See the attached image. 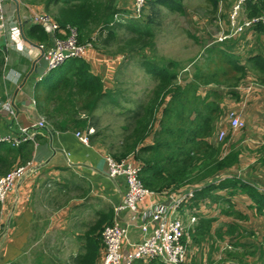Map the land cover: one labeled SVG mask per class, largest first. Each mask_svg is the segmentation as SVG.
Listing matches in <instances>:
<instances>
[{
	"label": "crops",
	"instance_id": "obj_1",
	"mask_svg": "<svg viewBox=\"0 0 264 264\" xmlns=\"http://www.w3.org/2000/svg\"><path fill=\"white\" fill-rule=\"evenodd\" d=\"M44 1L18 0L17 2H7L5 6L8 32L4 42L0 38V51L8 59V62L4 61L2 68H0V102L9 95L15 103L18 120L14 121L10 117H0V132L4 134H19L24 129L35 134L37 145L30 143L29 147L33 146L32 159L37 164L38 171L20 182L15 191L9 195L7 201L0 206V224L4 228L0 232V264H81L80 260L86 255L84 246L87 244V240L83 236L75 235L76 221H85L87 212L92 210H94L96 216H99L102 212L114 210L122 202L127 184L123 178L112 180L107 175L106 156L108 153L104 145L106 140L99 135L90 140L88 145H85L76 137V132L85 134V132L93 130L92 135L95 134L96 136L98 133L100 134L99 125L101 118L110 117L117 121L113 130L121 136H126L128 134L126 128L130 125L128 118L134 115L141 104L136 98H131L132 102H129L128 98L124 96L125 92L129 91L125 87L127 85L125 82H130L128 75L138 73V77L140 76V78L153 84L155 81L147 73L143 59L145 61L146 59L153 60L154 53L161 56L155 42L151 49L131 53L133 47H130L127 41L124 44L120 41L122 38L121 33L124 30L118 29V27L116 29L113 28L114 34L111 40L105 42L107 35H104L87 51L84 59L70 60L60 68V70H65L64 74L72 78L79 73L77 66L84 64L88 67V78L89 75L92 76L99 83L100 90L96 91L90 88L91 86H85L87 93L74 96V108L72 105L70 107L62 103L71 90L63 92L61 89L58 94V101L53 97L54 94L49 98L48 94L52 93V90H42V87L39 86L42 82L47 83L44 81V77L40 78L30 74L34 62L41 56L37 46L39 44H44L45 46L53 45L52 37L46 34L41 26L33 25L29 19L31 13L46 11ZM229 1L232 3L233 0ZM128 2L129 0L123 1L125 4ZM130 3L129 11L131 12L133 10V0ZM187 10L185 7L182 13L168 12L174 15L173 18L177 21L180 17L188 16ZM191 18L199 21V19L195 18V15H192ZM223 26L225 32H228L230 27L229 19ZM31 28L33 30H30ZM180 31L183 32L184 30L181 29ZM188 33L197 38V42L193 40L194 37L192 39L196 44L204 43L203 36L198 37L188 31L186 35ZM238 37L240 36L225 44L207 48L205 50L207 52L205 59L209 56V49L221 47L220 49L232 57L237 64L244 66L248 74V67H250L248 59L255 54H259V52L249 49L250 52L246 55L248 57L246 63L243 62L241 64L244 54L239 49L244 46L241 43V38ZM175 38H178V40H175L178 45L185 46L188 43L186 40H180L181 38L175 32H168V42H172L169 45H174L173 40ZM162 57L165 58L166 56L162 55ZM213 57L216 60L217 56L215 54ZM175 61L180 63L179 69L185 66H181L183 65L181 61ZM5 68L12 70V76L19 81L18 86L6 82L3 73ZM123 74L126 78H123ZM64 78L66 77L60 79L63 80ZM55 79L57 80L58 78ZM251 82L253 81L251 80ZM239 88L230 89L228 92L222 90L223 97L220 101V106L224 114L233 110L239 111L237 109H226L223 103L228 96L237 102L236 105H239L242 99ZM262 90H264V87ZM210 101H213V99H210ZM262 101V107L264 108V97ZM147 102L148 99L144 103L146 104ZM56 109H59V112L68 111L76 114L79 120L87 121V127L82 130L70 127L64 132L55 130L45 114L47 110L53 112L57 111ZM44 117L48 121V129H38L36 124L40 119H45ZM122 118H126L125 122L120 120ZM219 126H221V123ZM262 131L264 134V122ZM122 142L115 145L119 146ZM109 143H115V140H111ZM0 146L6 147L10 145L0 144ZM19 165H21V162L15 164L13 168ZM238 169L241 170L239 167L235 168V170ZM248 175L251 177V181L259 183L262 190L264 189V180L259 175L253 174V170L248 172ZM0 176L2 175L0 174ZM237 197L248 199V197L241 194ZM154 202L155 198L143 202L138 214L128 210L118 215L119 223L123 226H128V233L123 240V244L139 242L141 239L139 227L143 213ZM12 204L17 205L15 207L16 210H13ZM251 204L252 202L249 200L248 207L244 208V215L249 218L248 221L240 224L249 231L255 230L261 236L264 234V217H259L263 221L260 220V224H255L254 216L252 214L248 215ZM13 212H16L17 215L12 216L11 213ZM225 218L230 219L228 217ZM115 220L116 215L114 213ZM48 221H50V224ZM219 221L218 219L214 223V229L220 226L221 222L219 223ZM224 223H229V221ZM47 232L52 235L46 236L45 233ZM246 234L249 235L248 232ZM76 236L77 238H75ZM252 239L245 237L243 242L256 243ZM228 243H230L228 239L224 243L221 242L219 253L222 249H229ZM35 252L41 253V258H39V254L36 258ZM211 255L214 261H219L222 258V256H217V253L211 250L210 242L204 241L199 245L189 241V260L187 264H191L192 260L196 259L206 264L209 262ZM104 257L105 248L102 247L100 256L97 257L95 264H104ZM135 264L164 263L159 260H153L149 262L138 261ZM230 264L239 263L231 261Z\"/></svg>",
	"mask_w": 264,
	"mask_h": 264
},
{
	"label": "trees",
	"instance_id": "obj_2",
	"mask_svg": "<svg viewBox=\"0 0 264 264\" xmlns=\"http://www.w3.org/2000/svg\"><path fill=\"white\" fill-rule=\"evenodd\" d=\"M207 1L215 8L219 5V0ZM120 2L121 0H45L44 4L46 12L55 18L61 29L76 30L78 41L82 44L93 40L96 43L104 35H107L105 42H108L114 34L112 29L118 27L132 33V38L128 41V45L133 47L131 53L151 49L155 45L156 32L150 22L148 23V18L145 22H140L141 19H125L124 24H115L116 15L123 16L125 11L120 7ZM149 2L154 5L152 11L154 17L160 14V11L156 10L157 6L164 7L171 13H182L185 8L183 0ZM246 13L250 19L264 15V0L248 2ZM154 17L149 16V19ZM247 31L257 36V42L264 40V25H255L238 36ZM189 36L191 39L194 37L190 34ZM193 40L197 42V38L194 37ZM220 48L209 49V56L206 58L208 62H218L219 67L202 70L195 66L196 61H192L193 69L196 70L192 76L194 81L188 83L186 80L185 85L179 83V62L168 60L156 53L153 60L143 61L147 73L157 81V84L148 102L141 103L130 118V125L126 128L130 136H125L123 142L126 146L121 149L116 160L120 161L133 153V163L141 168L140 179L143 185L159 195L187 187L202 186L187 205L201 212L198 215V225L188 230L184 243L189 240L199 245L204 241L210 242L211 250L216 253L220 251L221 242L224 243L227 239L230 241L228 243L230 248L222 249L220 252L221 260L214 261L211 255L206 264H230L231 261L239 264H264V234L259 236L255 230L249 231L240 224L249 218L236 210L233 201L240 194L248 197L252 202L249 210L254 212L251 214L264 217V194L255 188L251 180L244 182L234 174L228 176L232 169L240 164L243 149L241 145H232L226 152L225 146L232 139L231 133L221 143L214 141L219 124L225 121V114L220 106L222 90L241 87L247 75L245 67L237 64ZM214 54L217 56L216 60ZM4 61L5 57L0 51V68ZM248 63L255 75L251 83L263 88L264 55L259 52L250 57ZM227 66L233 76L223 81L222 76H228V71L225 70ZM77 68L78 75L69 78L70 80L64 78L52 89V93L48 94L49 98L54 94L53 97L58 101L61 89L63 92L71 90L62 103L70 107L72 105L74 108V96L87 93L85 86L100 90L99 83L90 75L88 78L87 66L80 64ZM203 88L206 89L204 97L200 94ZM56 110L53 112L47 110L45 114L55 130L64 132L70 127L76 130L87 127V121L79 120L76 114ZM134 123L136 126L132 128ZM99 135L101 136L99 133L96 136L92 135L90 140ZM127 142L130 144L127 145ZM29 145L30 143H24L19 148L0 146L2 176L15 169L13 168L15 164L20 162L25 164L32 160L33 146ZM215 206L220 211L218 217L212 216L211 211L215 210ZM220 216L234 217L236 222L221 223L214 229L213 225L220 220ZM98 217L83 236L87 244L84 246L86 255L80 260L81 264H95L97 257L100 256V251L104 247L102 234L106 227L113 225L114 210L102 212ZM245 237L253 238L256 243L243 242ZM191 264L204 263L196 259L192 260Z\"/></svg>",
	"mask_w": 264,
	"mask_h": 264
},
{
	"label": "built area",
	"instance_id": "obj_3",
	"mask_svg": "<svg viewBox=\"0 0 264 264\" xmlns=\"http://www.w3.org/2000/svg\"><path fill=\"white\" fill-rule=\"evenodd\" d=\"M17 1L0 0V38L7 37L8 32V20L5 12L6 3ZM148 1L134 0L131 17L141 18ZM258 1L233 0V9L229 14V30L225 32V28L221 24L218 40H230L255 25H264V15L251 19L247 17V3ZM29 19L33 25L41 26L53 39V45L51 46H45L44 44L37 46L39 52L44 53L48 62V71L59 68L69 60L84 59L87 51L92 48L91 43L82 44L78 41L75 29L68 28L67 31H62L59 24L47 13H31ZM5 61L7 63L8 59L5 58ZM8 70L5 68L3 71L6 82L18 86L19 81L12 76V70ZM6 71L8 72L6 73ZM247 89L248 91L252 90L251 86ZM6 97L0 107V117H10L17 121L18 114L15 103L9 95ZM229 118L231 122L229 126L234 132L244 127V122L235 113H231ZM36 126L38 129H48V123L45 119H40ZM21 131L22 133L19 134L0 132V144H9L12 147H19L27 142L36 144L35 134L24 129ZM89 133H93V130H90ZM227 135L226 130L220 131L217 141L224 140ZM76 137L85 145L89 144L86 134L77 133ZM106 162L108 177L112 180L123 178L126 181L127 189L122 202L114 209L116 220L113 225L106 227L102 234L105 248L104 264H135L138 261L149 262L153 260H159L164 264H187L189 260L188 243L190 240L184 243V238L188 236V229L198 223V215L201 212L197 208H189L187 205L202 186L187 187L180 191H168L159 195L145 188L140 179L141 168L133 162L124 160L119 162L112 158L106 159ZM37 171V164L34 160H31L1 176L0 203L4 204L19 183ZM153 198H155V202L144 211L140 223L141 239L134 244H123V240L128 233V226L119 223L118 215L128 210L138 214L141 204ZM3 230L4 228L0 224V232Z\"/></svg>",
	"mask_w": 264,
	"mask_h": 264
},
{
	"label": "rangeland",
	"instance_id": "obj_4",
	"mask_svg": "<svg viewBox=\"0 0 264 264\" xmlns=\"http://www.w3.org/2000/svg\"><path fill=\"white\" fill-rule=\"evenodd\" d=\"M125 0H121L120 7L124 9V17H127L129 19H135L132 18L130 14V7L131 1L127 4L123 3ZM151 1V0H150ZM184 6L188 9L187 15L180 17L177 21L173 18L174 15H172L170 12H168L164 7L157 6L156 10L160 11V14H157L154 17V14L152 11L154 10V5L152 3H148L144 10L143 16L140 18V22H145V19L148 18V23L150 22L151 26L154 28V31L156 32V38L154 40L155 44L158 47V50L160 52V55L166 56L170 58V60H178L181 61L183 65L179 69L180 75H179V83L182 85H185L186 80H188V83H191L194 81V78L192 77L194 72L192 61L196 60L195 66H199L202 70H208V69H215L219 67V63L216 61L208 62L207 59H205L207 52L205 51L207 48H212L214 46H219L221 43H218L217 40L220 37L219 31L221 24H224L227 22V19H229V14L233 9V1L232 3L229 0H219V5L217 8L213 7L211 3H209L207 0H183L182 2ZM192 15H195V18L199 19V21L194 20L191 18ZM149 16L154 17L153 19H149ZM138 20V19H135ZM183 29L184 31L181 32L180 30ZM222 29H224L222 27ZM221 29V30H222ZM196 36H203L204 43L196 44L192 41V39L189 37V33ZM168 32L173 33L175 32L180 40H186L188 43L187 45H178L175 40H178V38H175L174 45H169L172 42H168L169 39H167ZM121 43H125V41L128 42L130 38H132V33L127 31L126 29L124 32L121 33ZM241 38V43L244 46L243 48L239 49V51L243 52L244 56L242 59L241 64L243 62L246 63L247 56L251 51H257L264 55V40L263 41H256L257 36L253 34L251 31H247L242 36L238 37ZM4 37H2V42H4ZM237 39V38H236ZM191 40V41H189ZM233 40V39H231ZM230 40V41H231ZM195 43V44H194ZM225 44V43H224ZM250 49V50H249ZM230 50V49H229ZM197 54L195 55V53ZM195 55V56H194ZM165 57V58H166ZM167 58V59H168ZM193 59V60H192ZM145 61V59H143ZM68 62V61H67ZM185 63V64H184ZM244 63V64H245ZM63 66V65H62ZM179 67V66H178ZM62 68L61 66L54 71L48 73L49 79L47 80V83L40 84L39 86L42 87V90H52L55 88L56 85L62 82L63 77H69L64 74L65 70H60ZM183 69V70H182ZM225 70L228 71V76L223 75L222 80L227 81L230 79L233 74L230 72V68L227 66L225 67ZM248 76L246 77L244 83L239 88V91L241 93L242 99L240 100L239 105H236V101L234 99H230L228 96L224 99L223 103L225 104V108L228 109H237L242 111L243 117L246 121V127L243 130H237L236 132H233L230 128H228L227 124L224 122L222 125V128H225L226 131H228V134L231 133L232 139L227 143L225 146L226 152L229 151L232 145H241L242 146V155L240 157V164L235 166L232 171L231 175H235L238 178H241L244 182H247L251 179V177L248 175V172L253 170V174L259 175L260 178L264 180V163H262V159L264 158V134L262 131V124L264 122L263 115H264V108L262 107V98L264 97V90L261 91L262 88H258L256 86H251L252 90L248 91V87H250L249 83H251V80L255 79L254 73L250 70L248 67ZM130 82H125L127 85L125 87L129 90L126 91L124 96L128 98L129 102L131 101V98H136V100L139 103L144 104L146 100L149 98V96L152 95V91L155 88L157 81L153 82V84L150 81L144 80L143 78L138 77V73H132L130 76L128 75ZM230 77V78H229ZM55 78H58L57 80ZM123 78H126V76L123 74ZM70 80V79H69ZM48 85V86H47ZM224 92L230 91V88H224ZM202 96H205L206 89L203 88L200 92ZM147 97V98H146ZM142 106V105H141ZM121 121L125 122L126 118L120 119ZM130 120V118H128ZM116 120L114 118H101V123L99 125V131L101 134V138L105 139L104 145L106 146V152L108 155L106 156V159L112 158L117 159L119 157V154L121 153V149H123L126 145L122 142L123 139H125V135H120L116 133L113 128L116 126ZM123 124V123H121ZM136 126V123L132 126V128ZM221 127V126H220ZM151 126L149 127V130H151ZM127 136H130L129 134H126ZM111 140H115V143H109ZM122 142L119 146H116L115 144H118ZM130 143L127 142V145ZM262 151V152H261ZM133 153L128 155L124 158V161H131L133 162ZM121 162V161H119ZM236 167L241 168V170H235ZM233 172V173H232ZM253 181V180H252ZM255 183V188L257 189L260 187V184L253 181ZM252 182V183H253ZM253 183V184H254ZM252 184V185H253ZM257 185V186H256ZM262 186V185H261ZM264 191V189H263ZM236 210L241 212L242 214H245L244 208L246 209L248 207V199L237 197L233 199ZM16 204H12L13 210H16L15 207ZM215 210L213 211V216L217 217L219 214V208L214 207ZM2 210V209H1ZM219 211V212H218ZM251 212L249 210V216L251 215ZM254 213V212H253ZM12 216H16L17 213L13 212L11 213ZM98 216H96V213L94 210L91 212H87V219L85 221L77 220L74 233L77 236H85L87 230L89 227L98 219ZM230 219L225 218L224 216L220 217L219 223H224L229 221V223L235 221L234 217H229ZM255 224H260V220L263 221L258 216L254 215ZM80 221V222H78ZM248 220L243 221V223H246ZM50 224V221H48ZM263 230V228L261 227ZM50 230V229H48ZM53 231V230H50ZM54 232L56 234V230L54 229ZM46 236L52 235L50 232L45 233ZM77 236L75 238H77ZM220 245V244H219ZM80 247V246H79ZM191 248V247H190ZM224 252V251H223ZM190 253V251H189ZM217 256H221V253L216 252ZM35 257L41 258V253H34Z\"/></svg>",
	"mask_w": 264,
	"mask_h": 264
},
{
	"label": "clouds",
	"instance_id": "obj_5",
	"mask_svg": "<svg viewBox=\"0 0 264 264\" xmlns=\"http://www.w3.org/2000/svg\"><path fill=\"white\" fill-rule=\"evenodd\" d=\"M133 3H134V0H133ZM148 3H149V1H148ZM147 3V4H148ZM147 6V5H146ZM146 8V7H145ZM145 10V9H144ZM132 12V11H131ZM131 12H130V14H129V16L131 15ZM43 13H47L46 11L45 12H43ZM47 14H49V13H47ZM143 14H144V11H143ZM143 14H142V16H143ZM49 15H51V14H49ZM125 15V14H124ZM123 15V16H124ZM52 16V15H51ZM123 16H117L116 15V17H115V24H124V20L125 19H129V18H127V17H124L123 18ZM53 17V16H52ZM54 18V17H53ZM133 18V17H132ZM140 19V18H139ZM54 20H55V18H54ZM56 21V20H55ZM35 26H39V25H35ZM60 26V25H59ZM61 29V28H60ZM62 31H67V30H64V29H61ZM45 32V31H44ZM46 33V32H45ZM47 34V33H46ZM50 36V35H49ZM238 35H236L235 37H237ZM235 37H233L232 39H234ZM231 40V39H230ZM230 40H226V41H219V40H217V42L218 43H225V42H227V41H230ZM95 41L93 40V41H90V42H87V43H91L92 44V47L94 46V43ZM84 44H86V43H84ZM40 54H43L44 55V53H42V52H40ZM72 60H81V59H72ZM70 61V60H69ZM48 63V62H47ZM64 65V64H63ZM47 69H48V67H47ZM55 70V69H54ZM54 70H52V71H54ZM52 71H46V73L48 74V73H50V72H52ZM41 78V77H40ZM48 80V79H47ZM47 80H45L44 79V81H46L47 82ZM250 86H256L257 88H259L260 86H258L257 84H255V83H250L249 84ZM6 99V98H5ZM4 101L5 100H3L2 102L4 103ZM2 103V104H3ZM1 107V106H0ZM231 113H235V115L237 116V117H239L240 118V120L241 121H243L244 122V127H242L241 129H239V130H243L245 127H246V121H245V119H244V117H243V113H242V111H229V112H227L226 114H225V116H224V118H225V123L227 124V126H228V128H230L233 132H234V130L229 126V124H231V122L229 121L230 120V118H229V116H230V114ZM45 118V117H44ZM45 120H46V122L48 123V121H47V119L45 118ZM222 125H223V123H222ZM222 125H221V127L219 126V129H218V131H217V133H216V135H215V138H214V141L216 142V143H221V142H223L224 140H222V141H217V137H218V134H219V132L220 131H222V130H225V128H222ZM48 126H49V124H48ZM45 130H47V129H45ZM90 131H88V132H85V134L88 136V139H89V141H90V137H91V135H92V133H89ZM94 132V131H93ZM228 132V131H227ZM76 133H82V132H76ZM83 134V133H82ZM84 134V135H85ZM229 135V134H228ZM227 135V136H228ZM36 138V137H35ZM81 142V141H80ZM27 143H32V144H34L33 142H27ZM84 144V143H83ZM9 145V144H8ZM35 146L37 145V140H36V144H34ZM11 146V145H10ZM12 147V146H11ZM13 148H17V147H13ZM33 160V159H32ZM116 160V159H115ZM124 159H122V160H120V161H123ZM22 165V164H21ZM108 175V174H107ZM257 186V185H256ZM258 190H259V192H262L263 194H264V191L262 190V189H260L259 187L257 188ZM115 209V208H114ZM115 213V212H114ZM191 227H193V226H191ZM190 227V228H191ZM189 228V229H190ZM188 229V230H189ZM104 244V243H103Z\"/></svg>",
	"mask_w": 264,
	"mask_h": 264
},
{
	"label": "water",
	"instance_id": "obj_6",
	"mask_svg": "<svg viewBox=\"0 0 264 264\" xmlns=\"http://www.w3.org/2000/svg\"><path fill=\"white\" fill-rule=\"evenodd\" d=\"M48 67L47 60L43 54L38 58L36 62H34L30 74H34L41 78L44 77L45 80L49 79L48 74L46 73ZM3 102H0V106H2Z\"/></svg>",
	"mask_w": 264,
	"mask_h": 264
}]
</instances>
